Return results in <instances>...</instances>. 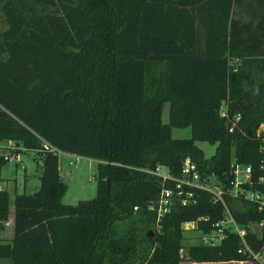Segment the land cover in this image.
Returning a JSON list of instances; mask_svg holds the SVG:
<instances>
[{"label": "trees", "instance_id": "16d2710c", "mask_svg": "<svg viewBox=\"0 0 264 264\" xmlns=\"http://www.w3.org/2000/svg\"><path fill=\"white\" fill-rule=\"evenodd\" d=\"M0 24V143L11 139L32 151L41 167L33 192L12 198L0 188V229L11 198L14 208L12 237L0 241V259H252L237 251L235 231L215 244L200 240L224 211L207 190L193 188L195 201L187 204L174 197L159 229L147 205L163 185L174 184H163L151 170L163 164L178 176L187 155L201 172L223 179L233 177L232 153L251 164L254 179L261 174L264 0H0ZM164 101L170 102L167 122L161 120ZM224 102L229 117L240 115L232 131L220 114ZM173 126H190L191 135L174 137ZM199 140L216 142L214 153L205 156ZM59 151L97 160L92 198L62 201L67 185ZM4 161L0 154V167ZM225 200L252 250L264 249V233L251 227L264 213L249 199ZM192 220L197 239L185 244L183 223Z\"/></svg>", "mask_w": 264, "mask_h": 264}, {"label": "built area", "instance_id": "2783aa9c", "mask_svg": "<svg viewBox=\"0 0 264 264\" xmlns=\"http://www.w3.org/2000/svg\"><path fill=\"white\" fill-rule=\"evenodd\" d=\"M220 114L227 117L229 122L228 130L232 131L235 127V122L240 117L239 113H235L233 116L229 117L224 102L221 104ZM257 133L262 134V137L260 138V149L264 155L263 122L259 124ZM4 143L6 151L1 154L4 160L15 161L16 165H20V167L24 169L25 165L22 164L21 150L18 149L15 142L8 139ZM43 147L49 148L50 145L46 141H43ZM259 168L262 172L256 179H254L251 164H244L237 161L233 153L229 163V170L233 174V177L230 179H223L214 171L209 173L201 172L196 161L189 155L183 158L181 173L178 176H174L163 164H157L151 172L160 176L163 184L167 179L173 180L174 184L173 186L163 185L157 198L147 205V208L152 210L155 214V228L159 229L161 227V220L165 214L171 210L174 197H177L181 204L194 202L195 195L193 188H200L210 192L212 199L221 202L224 206L222 218L212 223V229L210 231L201 233L200 240L203 243L215 244L226 236L227 231H235L241 240L240 246L237 250L238 252L247 253L248 255H251L252 258L261 257L264 259V249L259 251L252 250L245 239V227L240 226L236 222L225 200L226 195L243 197L255 202L257 209L264 213V156L259 163ZM255 181L260 183L259 187L254 185ZM4 183L5 182L0 181V188L5 187ZM245 183L248 185H245ZM136 207L137 206H134L135 209ZM183 225L194 228L197 226V222L195 220L185 221ZM254 225L260 228V233H264V218L251 223L252 228Z\"/></svg>", "mask_w": 264, "mask_h": 264}, {"label": "rangeland", "instance_id": "374dc122", "mask_svg": "<svg viewBox=\"0 0 264 264\" xmlns=\"http://www.w3.org/2000/svg\"><path fill=\"white\" fill-rule=\"evenodd\" d=\"M239 9H235L237 11ZM246 18V15H242ZM4 25L0 24V28ZM170 102L164 101L161 112V120L167 122L169 119ZM262 123V122H261ZM264 123V122H263ZM174 137H189L191 135L190 126H173L171 130ZM197 144L204 151L205 156L209 157L214 153L216 142L205 140L197 141ZM5 143H0V154L6 151ZM23 169L20 165H16L15 161L6 160L0 167V176L9 178L10 182H15L18 192H33L39 185V173L41 171L40 163L33 158L32 151L21 150ZM58 159L60 164V174L67 185L66 191L62 196L65 203H73L79 199L92 198L96 194V174L97 160L92 157L77 155L66 151H59ZM70 161V162H69ZM192 224V223H190ZM185 240L184 243H190L197 239L196 232L189 226L183 225ZM195 228V227H194ZM259 233L260 228L253 226ZM189 260H183L180 264H188ZM197 262V261H196ZM0 264H10L7 260H1ZM190 264H264L261 257H253L247 259L243 263L235 261H198Z\"/></svg>", "mask_w": 264, "mask_h": 264}, {"label": "crops", "instance_id": "0c3cea01", "mask_svg": "<svg viewBox=\"0 0 264 264\" xmlns=\"http://www.w3.org/2000/svg\"><path fill=\"white\" fill-rule=\"evenodd\" d=\"M69 153H71V152H69ZM0 181L1 182H5L4 183L5 184V187L4 188H7L10 191L11 197L13 198V194L15 192H18L15 182H12L11 183L10 180H9V178H2V177H1V180ZM12 198H11V204H10V211H9L8 220L6 221L4 228L3 229H0V241L2 239H4V238L9 241V239L12 237V233H13V223H14V219H13V216H14V208H13V204H12ZM1 260H6V259H0V261ZM230 261H235V262H241V263H243L245 260H230Z\"/></svg>", "mask_w": 264, "mask_h": 264}, {"label": "water", "instance_id": "95a60500", "mask_svg": "<svg viewBox=\"0 0 264 264\" xmlns=\"http://www.w3.org/2000/svg\"><path fill=\"white\" fill-rule=\"evenodd\" d=\"M240 226H244L243 224H239Z\"/></svg>", "mask_w": 264, "mask_h": 264}]
</instances>
